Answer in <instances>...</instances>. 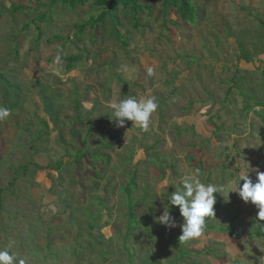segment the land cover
Wrapping results in <instances>:
<instances>
[{
  "label": "rangeland",
  "instance_id": "1",
  "mask_svg": "<svg viewBox=\"0 0 264 264\" xmlns=\"http://www.w3.org/2000/svg\"><path fill=\"white\" fill-rule=\"evenodd\" d=\"M194 1V25L175 12L164 15L158 2H143L152 9L137 16L138 28L134 14L120 10L113 15L119 40L111 16L77 34L101 14L90 5L0 0V106L10 111L0 120V251L25 264H264V221L232 192L242 170L254 182L264 172V104L245 99L264 103V0ZM42 15L40 34L32 22ZM58 53L62 65L54 64ZM78 55L67 71L65 59ZM124 65L135 71L124 72ZM129 96L156 98L146 130L113 121L110 103ZM75 101L78 114L90 117L82 126ZM83 141L87 157L74 164L76 174L70 159ZM159 161L171 170L160 174ZM197 169L202 182L222 190L201 236L182 243L179 209H170L175 228L156 217L173 183ZM134 171L131 201L141 205L135 218L144 217V225L129 229L124 189Z\"/></svg>",
  "mask_w": 264,
  "mask_h": 264
},
{
  "label": "clouds",
  "instance_id": "2",
  "mask_svg": "<svg viewBox=\"0 0 264 264\" xmlns=\"http://www.w3.org/2000/svg\"><path fill=\"white\" fill-rule=\"evenodd\" d=\"M54 64L62 65V56L58 53L54 59ZM126 73L134 72L129 66H122ZM59 73V67L55 69ZM149 74L152 69H149ZM110 107L113 110L118 127H124L126 121L133 122V127L147 129L153 114L157 111L159 105L155 97H145L137 99L129 96L118 102L112 101ZM10 115L9 109L0 106V120L6 119ZM256 181L249 177V172L241 171L238 174L235 183V189L243 202L251 203L258 209V221H264V172H257ZM243 182V183H241ZM168 181H164L166 185ZM175 191L167 196V205L163 214L156 217L158 223L169 227H177L176 220L171 215L170 209L175 206L179 209L183 218V224L180 225L182 234L179 241L191 242L201 236L206 226V218L215 216L214 205L216 203V193L222 190V186L212 183H204L200 179L199 170L189 172L182 176L179 183H173ZM231 192V193H232ZM0 264H25L23 259H18L15 254H10L7 250L0 251Z\"/></svg>",
  "mask_w": 264,
  "mask_h": 264
},
{
  "label": "trees",
  "instance_id": "3",
  "mask_svg": "<svg viewBox=\"0 0 264 264\" xmlns=\"http://www.w3.org/2000/svg\"><path fill=\"white\" fill-rule=\"evenodd\" d=\"M24 1V0H23ZM28 1H31L33 3H35L37 5V7L39 6H42L43 3L47 2V4L49 5L50 8L54 7V6H61L63 8H68V9H76L78 7H86L88 5L92 6L93 8H95L96 10H100L101 11V14L99 16L98 19H92V23L91 24H84V25H80L77 27V34L78 35H84L85 34V31H86V28L87 27H91V28H94L97 24H100V23H103L106 19L107 16H111L113 18V22H114V32H115V35H116V38L120 40V33L117 29V22H116V19L113 15L117 14L120 10H124V11H130L132 14H134V21L136 23V28H138L140 26V22H139V19L137 18V16L139 14H142L145 10L147 11H151L152 7H150L149 5H145L143 2L146 1L148 3H156L158 2L160 4V6L163 8L162 9V13L164 15H168L169 12H175L177 13L180 21L183 23V24H190V25H194L195 23H197V8H196V4H195V1L194 0H28ZM23 9V7H14V12H18V11H21ZM46 20V15H42L40 17H37L32 23L34 25H36L37 27V30L38 32L41 34V29H40V25L41 23H44ZM29 29V26L26 25L25 26V30ZM40 37V36H39ZM15 42L17 43L18 42V38L16 36L15 38ZM238 44H239V47L241 49V52L242 54L244 55L245 59L247 60L248 63H251L252 60L250 58V55L248 52H246L245 50V47L244 45L241 43V41H238ZM122 45H124V47H127V42L126 41H123L122 42ZM258 47V45H257ZM256 47V48H257ZM15 54H17L15 52ZM80 60V56H75V57H67L65 59V62H66V70L67 71H72L74 66L79 62ZM237 79V78H236ZM236 79H234V81H237ZM233 81V82H234ZM246 101L247 102H254V106L255 107H262L263 106V102H259V101H256L254 100V97L253 96H246ZM74 108H75V114H76V122L79 126H82L84 125V120H82V118L78 115V112H79V106H78V103L75 101L74 103ZM252 107H250V105H247L246 108H245V111L249 112L251 111ZM77 126V125H76ZM77 126V127H79ZM91 130H92V127H90ZM89 130V132L91 131ZM194 131L196 134H199L198 132H196L195 128H194ZM91 133V132H90ZM43 137H47L46 135L42 134L39 135L38 138H36V141L37 139L38 140H41ZM74 138H76L75 135H73ZM78 138V136H77ZM86 141H83L81 144H82V148L79 149V152L77 154V156L74 158L73 160V169L75 171L76 174L80 173L79 170H80V167H77L74 166V164H78L79 162H81L83 159H85L87 157V154L84 153V145H85ZM109 146H110V143H109ZM156 168L158 169L159 173L160 174H163L165 172L166 169H169L171 170L169 167H167V165L163 164L162 161H159ZM175 164H173L171 167L174 169L175 168ZM39 168L40 171H45L47 170L48 168L47 167H37ZM23 171L24 173H26L28 171V167H20L17 171V174H19L20 171ZM86 172V171H85ZM16 173V172H15ZM87 175L89 177H94V178H97L99 179V176L100 175H95V174H92L90 172H86ZM80 175V174H79ZM132 181L127 185V188L125 187L124 189V192H125V195L127 197V204H128V208H129V212L127 214V218H128V223H129V229L131 228H134V225L137 224L139 228H143L142 225H144L143 223V219L144 217H141L139 218V220L137 221V219L135 218V213L137 210L141 209V205L138 203V204H133L132 201H131V198H132V193L135 189L133 183L134 181L136 180V171H134L132 174ZM96 188H97V185H96ZM128 190V194L126 193ZM83 192V196H86V192H88L87 189H85ZM96 198V197H95ZM95 198H92V200H95ZM106 199H104L102 201V203H106L105 202ZM1 196H0V210L2 209V205H1ZM176 211H177V208H176ZM175 213V210L173 212V215ZM209 219V217H208ZM137 222V223H136ZM89 228L91 230H94L95 226L93 224H89L88 225ZM58 227L59 225H56L55 227H53L54 229H50V235H48V239H50V236L52 234H54L53 232H56L58 230ZM145 232L148 233L149 235L154 232L156 233L157 231H152L150 229H148L147 227H145ZM230 233L233 232V230L229 231ZM132 232L131 230H128L127 233H126V236H125V241L126 242V237L129 238V236H131ZM258 236H262L263 234L261 232H259L257 234ZM173 245H176V243H174ZM47 249L48 251L52 248V243L51 241H49L47 243ZM46 249V250H47ZM188 253V252H186ZM39 258H41V256H39ZM46 263L45 260H43L42 263L40 264H44Z\"/></svg>",
  "mask_w": 264,
  "mask_h": 264
},
{
  "label": "crops",
  "instance_id": "4",
  "mask_svg": "<svg viewBox=\"0 0 264 264\" xmlns=\"http://www.w3.org/2000/svg\"><path fill=\"white\" fill-rule=\"evenodd\" d=\"M79 115V114H78ZM80 116V115H79ZM81 117V116H80ZM82 118V117H81ZM89 118L90 117H84V118H82V120H84L85 122H84V124H86V122H87V120H89ZM75 119H76V114H75ZM47 126H48V124H47ZM48 129H49V127H48ZM90 130H91V128H89ZM92 131V130H91ZM42 136V135H41ZM44 138V137H43ZM77 156V155H76ZM73 160H74V158L73 159H70V162L72 163V165H73Z\"/></svg>",
  "mask_w": 264,
  "mask_h": 264
}]
</instances>
